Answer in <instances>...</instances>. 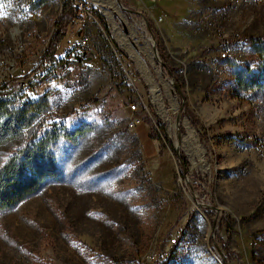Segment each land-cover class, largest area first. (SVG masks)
I'll return each mask as SVG.
<instances>
[{
    "label": "rangeland",
    "instance_id": "rangeland-1",
    "mask_svg": "<svg viewBox=\"0 0 264 264\" xmlns=\"http://www.w3.org/2000/svg\"><path fill=\"white\" fill-rule=\"evenodd\" d=\"M79 1L82 20L43 66L61 0H0L9 104L37 100L42 128L88 127L52 141L61 180L0 211V264H157L169 254V264H264V54L250 43L264 37V0ZM82 34L89 41L73 49ZM247 67L262 80L238 90L234 72ZM29 130L0 141V165Z\"/></svg>",
    "mask_w": 264,
    "mask_h": 264
},
{
    "label": "trees",
    "instance_id": "trees-1",
    "mask_svg": "<svg viewBox=\"0 0 264 264\" xmlns=\"http://www.w3.org/2000/svg\"><path fill=\"white\" fill-rule=\"evenodd\" d=\"M76 13L77 9L70 0L61 1L59 14L54 20L55 27L48 40L43 57L50 56L56 52L58 44L66 33L67 25ZM95 14L98 18L101 17L99 13L95 12ZM101 24L105 25L102 20ZM250 39L255 51L259 54H264V37L251 36ZM84 50H86L85 47ZM159 61L162 65L161 69L165 73H170L171 68L160 53ZM258 71V69H251L250 67L237 69L233 75L236 88L240 90L248 87L250 83L260 82L262 76ZM173 85L176 92L182 97L181 87L176 79L173 81ZM39 109L37 100L24 101L17 106L10 105L4 92L0 91V141L18 135L23 128L30 129L25 141L14 149L0 165V211L15 206L23 199L38 192L46 184L61 180L62 172L51 149L52 141L58 137L75 138L88 128L82 124L71 128L63 123L56 122H50L46 128H42L45 118L41 117L37 121L33 119L37 112L34 110ZM189 121L193 125L196 124L191 119ZM178 163L183 170L188 168L189 161L186 157L181 156ZM204 213L210 221L214 220V214L211 209H204ZM222 224L229 226V219L227 217L221 218L219 226ZM215 236L219 241L223 242L218 235V231L215 232ZM223 246L229 253L225 242H223ZM169 257L170 254L157 264H169ZM222 260L226 264L225 259Z\"/></svg>",
    "mask_w": 264,
    "mask_h": 264
},
{
    "label": "built area",
    "instance_id": "built-area-1",
    "mask_svg": "<svg viewBox=\"0 0 264 264\" xmlns=\"http://www.w3.org/2000/svg\"><path fill=\"white\" fill-rule=\"evenodd\" d=\"M62 1V0H61ZM71 3L74 5V7L77 9V13L74 14V16L71 18V22H76L78 19L82 20V10H84V4L82 1L79 0H70ZM61 6V3H60ZM60 11V10H59ZM59 14V13H58ZM76 15V16H75ZM32 16L35 18H39L40 17V13L38 11H33ZM81 17V18H80ZM79 20V21H80ZM55 27V25H54ZM54 30V28H53ZM53 33V32H52ZM51 36V35H50ZM50 38V37H49ZM49 40V39H48ZM89 41V36L87 34H82L80 35V37L74 41H72V48L73 49H77V48H81L85 43H87ZM55 54V53H54ZM54 54L44 57L45 59H43L42 61V65L46 66V64L50 65L51 62H55L56 61V57H54ZM56 92H52V95H54ZM88 104V101L85 103H82L78 106L77 109L81 110L84 109ZM131 110L135 108V104L131 103L130 104ZM141 117L138 116H133L131 117V123L133 124L134 128L141 123Z\"/></svg>",
    "mask_w": 264,
    "mask_h": 264
},
{
    "label": "crops",
    "instance_id": "crops-1",
    "mask_svg": "<svg viewBox=\"0 0 264 264\" xmlns=\"http://www.w3.org/2000/svg\"><path fill=\"white\" fill-rule=\"evenodd\" d=\"M135 134L137 138L139 139V141L141 142L143 150H144V147L147 145L148 147H150V150L148 152L144 151L145 154H152L157 151V145L152 139H150L149 135L147 134V129L144 123L143 125H141L140 123L135 127Z\"/></svg>",
    "mask_w": 264,
    "mask_h": 264
},
{
    "label": "bare ground",
    "instance_id": "bare-ground-1",
    "mask_svg": "<svg viewBox=\"0 0 264 264\" xmlns=\"http://www.w3.org/2000/svg\"><path fill=\"white\" fill-rule=\"evenodd\" d=\"M107 1L113 6V8L115 10H118V6L113 2V0H107ZM102 10H107V9H103L102 8ZM102 12L110 20V14H109V12H107V11H102ZM122 43H123V45H125V48L127 49V51L132 54L133 58L136 60V62L138 63V65L139 66H141V65L143 66L142 62L139 60V58L137 57V55L133 54V52L131 51L130 47L125 43V41L122 40ZM144 48L146 49V51L149 54V56L152 55V53L150 51V48H149V46H148V44L146 42L144 43ZM142 68H144V66ZM188 131L191 132V128H188Z\"/></svg>",
    "mask_w": 264,
    "mask_h": 264
},
{
    "label": "water",
    "instance_id": "water-1",
    "mask_svg": "<svg viewBox=\"0 0 264 264\" xmlns=\"http://www.w3.org/2000/svg\"><path fill=\"white\" fill-rule=\"evenodd\" d=\"M179 116V114H177V117Z\"/></svg>",
    "mask_w": 264,
    "mask_h": 264
}]
</instances>
